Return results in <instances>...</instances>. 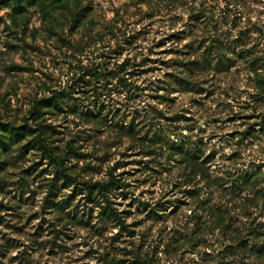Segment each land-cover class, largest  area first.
I'll return each instance as SVG.
<instances>
[{"label":"rangeland","instance_id":"1","mask_svg":"<svg viewBox=\"0 0 264 264\" xmlns=\"http://www.w3.org/2000/svg\"><path fill=\"white\" fill-rule=\"evenodd\" d=\"M6 2L0 264H264V0Z\"/></svg>","mask_w":264,"mask_h":264},{"label":"trees","instance_id":"2","mask_svg":"<svg viewBox=\"0 0 264 264\" xmlns=\"http://www.w3.org/2000/svg\"><path fill=\"white\" fill-rule=\"evenodd\" d=\"M13 0H7L6 4H10V2ZM25 127L24 126H20V127H13L12 131L14 134H16L17 136H22L24 134V132H22L21 130H24ZM41 144L45 147V148H49L48 144L44 142V140L39 139ZM67 175V174H66ZM121 183H119V181H116V178L113 176L110 181H108L107 183L104 184H99L96 187H98L99 193L102 194V196L105 198V202L106 205L103 207V213L106 215L107 218L112 219V220H116L122 227L125 228V223L123 221V219L119 216L118 211H116V209L112 206L111 200L109 198V194L108 192H111L114 188V186H120ZM88 188V199L92 200V195L94 193L93 188L91 186H87ZM262 245L264 246V239L262 241ZM246 247V245H245ZM248 249V247H246V250ZM260 247V249H258V253H261L264 251V249Z\"/></svg>","mask_w":264,"mask_h":264}]
</instances>
